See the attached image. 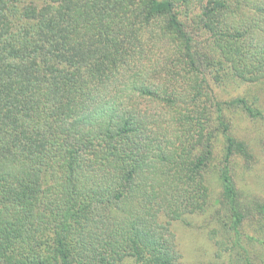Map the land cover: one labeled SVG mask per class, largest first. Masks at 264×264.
Instances as JSON below:
<instances>
[{
	"label": "trees",
	"instance_id": "16d2710c",
	"mask_svg": "<svg viewBox=\"0 0 264 264\" xmlns=\"http://www.w3.org/2000/svg\"><path fill=\"white\" fill-rule=\"evenodd\" d=\"M260 1L0 0V264H183L190 213L264 264Z\"/></svg>",
	"mask_w": 264,
	"mask_h": 264
},
{
	"label": "rangeland",
	"instance_id": "374dc122",
	"mask_svg": "<svg viewBox=\"0 0 264 264\" xmlns=\"http://www.w3.org/2000/svg\"><path fill=\"white\" fill-rule=\"evenodd\" d=\"M260 2L262 3L263 0ZM249 90H254L252 92L259 96L258 105L261 110H264V84H258L256 87L250 88ZM249 90L246 87H241L237 91H232L231 95L241 96L240 94L246 93ZM224 98L228 99V95L224 96ZM150 103L155 111L159 110L158 100L151 99ZM237 121L240 133L244 134L250 127V122L242 118V115H240ZM170 129L171 131L166 134L169 140L164 141V144L172 151L175 130L172 125H170ZM152 149L153 153H156L154 149H159L158 143H155ZM255 152L264 160V153L258 150L257 146ZM162 160L163 158L158 159V161ZM244 183L249 185L250 188L258 187V172L253 171ZM213 187L215 195H217L221 188L217 180L214 181ZM110 214H112L111 211ZM115 216L120 217V214L117 212ZM184 218V221H174L164 214H161L160 218H158L159 222L164 224L165 227L175 235L178 249L182 255L183 264H224L225 261L226 263L234 261V264H240L238 258H240L241 254L238 252V248L234 246L233 237L227 232L228 230L224 229L216 222L209 221L207 216L190 213L186 214ZM120 264L133 263L131 261H126Z\"/></svg>",
	"mask_w": 264,
	"mask_h": 264
}]
</instances>
